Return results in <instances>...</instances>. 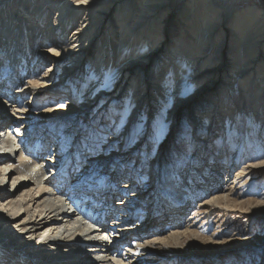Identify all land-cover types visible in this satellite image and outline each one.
<instances>
[{"label": "rangeland", "instance_id": "1", "mask_svg": "<svg viewBox=\"0 0 264 264\" xmlns=\"http://www.w3.org/2000/svg\"><path fill=\"white\" fill-rule=\"evenodd\" d=\"M215 3L223 12L224 10L222 9L226 8L225 22L228 19L234 20L233 11L237 7L247 8L248 6H254L258 8L257 10L261 14L264 11V0H230V8H235L232 10H230L229 6L224 5V0H215ZM5 5L3 4L4 7ZM192 6L193 0H168L165 8L160 12V18L167 16L168 13L172 14H170L173 21L172 27L177 26L178 29H181L180 31L188 41L193 40L192 27L188 28L187 25V22L190 23ZM85 10L81 11L83 15ZM143 10L141 7L136 10L135 15L127 22L125 32H130L128 29L135 25L139 18L138 15ZM57 12L54 9L53 14L49 16L50 23L48 27H54ZM182 16H185L187 21H183ZM81 17L83 16L80 15L79 18ZM79 18L78 21L80 23L81 19ZM114 18L117 23H115ZM0 19L5 20L3 16ZM198 19L202 20V17L198 15ZM113 22L117 31L121 22L126 21H123L119 14L114 11ZM231 26L232 23L228 22L225 25L228 28ZM97 27L98 22L95 21L92 23L91 30L86 31V35L89 34V37L97 36L94 39L97 41V45L93 46V52L90 56L83 58L82 62L79 63L78 73L69 77V79H65L61 75L65 68L64 65L55 64L53 66L55 57L50 55L58 50L56 47L48 46L50 43L45 40V37L40 38L39 35L30 36V38L35 37L34 45L36 46H33V44L27 46L28 37L31 33L27 34L25 30L21 32L23 34L21 38L19 37L13 42L7 36L0 35V111L12 112L2 103L3 97L7 99L8 91L17 92L15 90L18 89V92L21 91L20 94H24L27 98L29 97L31 102L28 106L15 107L13 111L15 117L21 115L17 118L16 123L19 126L21 124L26 125L28 129V132L19 136V141L23 144L28 139L26 135L32 131L35 137H33V141L37 144L42 141L48 131L54 134L57 137L56 139H61V143L64 142L61 157L62 159L69 158L71 160L69 165L74 169L67 179L72 185L71 188L77 187L75 190L71 189L68 192H75L74 197H77L80 193L83 194L79 197H83L84 194L88 193L87 197L83 199L86 202L85 204L91 203L97 206L98 209H106L108 205L113 204L111 208L117 211L124 204L120 201L130 202L115 217L126 221L127 218L133 216L132 221L134 220L133 223L135 224L128 230H117V232L114 230L111 233L113 237H117L118 235L116 234L131 235L133 232L136 233L139 228L137 225H140V227L143 225V228L151 232L156 229H162L165 222L161 226L160 224L145 225L147 220L144 219L147 211H149L147 205L148 197L154 196L159 191L169 197L174 194L172 192L179 190L187 195L189 192L185 190H192L199 186L203 189V193L207 192L204 199L202 197L194 204L184 207L187 208L185 211L178 213L180 217L178 221H184L188 225L189 229L187 230L196 232L201 238H183L184 242L176 247L178 252L167 246L163 255L155 251L157 249L151 250V252L146 251L143 242H139L142 244L139 247L138 242H135L137 244L135 245L137 246L136 248L144 247L147 256H149L142 264H156L157 257L162 261H174V264H264V206L255 204L264 203V111L262 112L260 105L258 106L255 100L251 104H246L241 103V99H239L242 106H234L227 113V109L223 111L222 103L219 102V99L218 102H210L211 99H209H216L217 96L214 94L221 95L223 88H227L235 94L245 95L248 93L249 96L252 91L256 92V86H252L248 90L249 92L246 93L247 89H244L247 86L245 84L246 80H242V75H240L242 81L234 77L237 72H235L233 61L223 56L222 64L216 70H206L212 75L204 71L205 75L208 74V77H206L207 79H201L200 85H197V87L202 85V87L206 86V89L195 92L196 86L192 82L196 79L192 78L190 72L185 73L184 79H181L182 84L178 88V92L183 94L181 100H183L184 104L178 105L179 101L175 100L173 94L178 86V78L174 69L169 72V75L174 77L170 82L171 84H168L169 78H162L155 82V85L150 84L148 81L156 71L161 69L162 64L168 63L169 60L173 64L179 61L180 57L177 59L171 57L176 45V40L172 36H164V43H160L161 40L159 38L154 42L144 43L142 49H138L140 47L139 40H142L141 37H138L133 46L122 52L127 56L121 59V63L126 59L147 61L142 70L146 80L142 84V88H136L138 75L133 77L132 82H127L125 81V76H123V71L120 72L117 66L118 52L116 49L121 37L113 39L108 32L109 26L107 24L106 27L100 25V29ZM197 27L200 28V24ZM74 29L75 25L73 27L72 25L69 26L66 36H69L68 33L72 35ZM133 31L132 33L135 34L136 32ZM223 31L227 32L226 29ZM171 33V29H169L168 35ZM217 35L219 34L217 33ZM221 38V35L217 36L214 49L212 48L209 54H214L217 45H221ZM7 39L9 40L7 41ZM229 45L230 42L222 50L228 52L230 49ZM134 46L137 55L132 52L135 49L133 48ZM58 47L60 50L63 47L62 43ZM101 49H104L106 51L105 54H107L106 59L103 58L101 60L103 61L101 65L102 71L98 73L96 66L99 63L97 59L102 53ZM40 50H43L46 54L40 53ZM257 64L261 73L257 74L256 68H253L251 72L257 76L256 79L262 78L260 80L262 81L264 78V73L262 72L264 58ZM198 68L205 70L210 67L201 63ZM138 70L139 68H135V71ZM47 74L49 75L48 77H46ZM98 75H101V77L94 85V88H96L94 93H98L96 94V99L101 94L102 97L92 107L96 102L93 101L95 98L91 95L90 99L92 102L90 103H88L86 98H89L87 94L90 93L93 80ZM76 76L79 77L78 80ZM72 77L74 78L72 79ZM44 81L48 85L55 86L58 92L52 90V94H47L42 91L39 94V92L37 93L39 90L34 91V85L39 82L42 84ZM151 82H154V80H151ZM157 83H159L158 86ZM210 83L211 85L209 86ZM5 84L10 85H6V87ZM140 91L144 94L140 99L142 103L138 104L140 112L137 115V122L129 125L127 129L129 118L138 102V93ZM256 93L260 94L261 92ZM113 95H115V99H112ZM222 96H225V94H222ZM230 98L227 97V99ZM22 99L23 96L20 100ZM61 107H65L67 111L61 109L59 112L53 111L50 113V110ZM243 108L244 111H241ZM222 111L224 113L219 115ZM171 113L174 116L170 115ZM254 115L261 118L257 119ZM144 128L148 130V136L146 135L145 137L142 136ZM44 129L46 132L41 135ZM52 140L50 138L45 143L44 149H42L44 154L46 151L49 154L52 152L53 147L51 145L54 142ZM40 145L43 146L42 142ZM52 157L50 156L49 160ZM49 160L39 158L36 159L35 164L40 167L48 166L51 164ZM260 163L261 165H259ZM156 164L160 169L158 175H160L159 182L161 181V183L159 189L153 192L152 171ZM23 168L25 169V167H21V170ZM41 171L42 173L46 172L43 169ZM226 171L230 172L231 176ZM4 172L7 175H4ZM16 176L17 174L15 173L13 177ZM232 176L233 179L231 178ZM11 183L12 178L8 179V172L0 169V194H7V189L10 190L12 186ZM55 183L46 184V186L50 185L51 190L56 187L58 191H62L65 188L63 184L57 186ZM32 185L28 184L25 188H31ZM216 188L219 191H215V193L214 190ZM25 193L26 191L22 192V190L17 193H11L13 204L9 206L1 203V200L5 201V196H0V237L3 240L21 242V239L8 228L13 223L15 225L16 217L14 218L13 214L20 209L14 204L18 201L23 203ZM129 195L132 201L122 200ZM221 195L228 196L229 202L222 204L217 201H211ZM248 201L254 205L239 204L235 206L234 203L233 205L230 204L231 202L246 203ZM163 202H167V200ZM29 209L32 213L34 212L33 216L36 218L40 208L36 209L35 205H33ZM134 210H137V212L134 213ZM122 211L125 212L124 215L121 214ZM21 212H24V210H21ZM26 216H28V213L21 216L17 221L20 223ZM165 216L167 217V215ZM167 218L169 219V217ZM132 221L129 223L132 224ZM184 230L185 228L171 230L165 232L160 238L169 237L175 231L182 232ZM137 235L139 234H135V236ZM154 237H151V239ZM106 243L103 242L100 245H106ZM9 245L11 244H8L7 247H10ZM61 247L63 246H58V248ZM78 247L85 249L81 245ZM123 248L127 250L126 253L135 254L133 252V249L136 250L135 247L124 245ZM13 249L17 250V255L14 256L15 262L16 257L22 256L25 251L28 254L27 247L21 249L17 247L16 249L13 246L8 251L13 252ZM68 250L71 249L68 248ZM54 251H57L60 255L64 253L61 250ZM44 252L47 251L43 250L42 253H34L37 255H29L30 257L23 258L22 261H25V264H32L33 261V263L37 264H48L50 261L48 262L47 260L50 257ZM68 253L73 255L69 257L64 254V257L62 256L64 262H70L71 264L81 262V259H77L72 250ZM207 256L209 257L206 258ZM21 262L19 264H24ZM64 262L61 261V263ZM126 263L136 264L129 259Z\"/></svg>", "mask_w": 264, "mask_h": 264}, {"label": "bare ground", "instance_id": "2", "mask_svg": "<svg viewBox=\"0 0 264 264\" xmlns=\"http://www.w3.org/2000/svg\"><path fill=\"white\" fill-rule=\"evenodd\" d=\"M111 2H113V4H111ZM167 2L168 0H0V18L2 16L5 18L4 21L0 19V35L7 36L13 42V40L16 41L19 37L21 38V36L23 35L21 32L25 30L27 31V34L31 33L28 37L27 46L32 44L33 46H36L34 45L36 41L35 37L30 38V36L39 35L40 38L45 37V40L50 43L48 46L56 47L58 50L54 51V53L50 55L55 57L53 66L55 64L64 65L65 68L63 69V73H61V75L65 79H69V77L75 76L78 73V67L80 66L79 63L82 62L83 58H88L93 52V46L97 45V41L94 40L97 36L93 35L89 37V34H87L88 36L86 35V31L91 30L92 23H94L95 21L98 22V29H100V25L106 27L107 24L109 26L108 32L111 34L113 39H119L121 37V40H118L119 45L116 49V51L118 52V69L120 70V72L123 71V76H125V81L127 82H132L133 77L135 75H138L136 88H142V84L146 80L144 72L142 70L144 69L147 61L142 62V59H126L123 63H121V59L127 56L122 52L133 46L136 38L138 37H141L142 39L139 40L140 47L138 49H142L144 43L154 42L157 40V38L161 40L160 43H164V36H172V38L176 40L175 42L178 46H174L171 57L173 59H177L178 57H180L179 61L174 62L173 64V62L169 60L168 63L162 64L161 69L156 71L153 77L148 80L150 84L155 85V82H158L162 78H169L168 84H171L170 82L174 79V77H171L169 75V72L171 71V69H174L178 78V86L176 87V91H174L173 94L175 100L179 101L178 105H180L181 103L184 104L183 100H181L183 94H181V92H178V88L182 84L181 79H184L185 73L190 72L192 78L196 79L194 81L192 79V84L196 86L195 92L198 90L206 89V86L204 85V87H202V85L197 87V85H200V80L208 77V74L212 75V73H208V71L216 70L217 67L222 64L221 60L224 56L226 57V59L233 61L235 72H237V75H234V77L239 78L240 81V75H242V80H246L245 84L247 86L246 88H244L247 89L246 93L249 92L248 90H250L252 86H256V92L260 91L261 93L259 94L255 91H252L250 93L251 95H249L252 98H250L248 96V93L245 95H240L231 92V90H228L227 88H223L221 95H219L220 98L218 94H214L217 97L216 99L209 98L211 99L210 102H218L219 99V102L222 103L223 111L227 109V113H229L234 106H242L241 103L251 104L253 100H255L257 105H260L259 107L263 112L264 78L262 81H260L262 78H258V81V79H256L257 76L251 71L253 68H256L257 74L261 73V70H258L259 65L257 63L260 62L262 58H264V11H262L261 14L260 12H258V8L254 6H248L247 8L237 7L236 10L233 11L234 20L228 19L227 21L228 23H232V26L228 28L225 27L227 22L224 21L226 8L222 9L224 10V12L221 11L219 9V6L216 5L215 0H196V3L195 0H193L192 11L190 12L191 19H189L190 23L187 22L188 28L192 27L191 32L193 34V40L188 41L184 37V34L180 31L181 29H178L177 26L172 27L173 21L171 19L172 16L170 17L171 13H168L167 16H162L163 19H161L162 17L160 18V12L165 8ZM229 2L230 0H224V5L229 6L230 8ZM3 4H6L5 7L3 6ZM139 7L144 10L138 15L139 18L135 25H132L131 28L128 29L130 32H125L127 22L133 15H135V12ZM54 9H56L58 12L55 17L54 27L52 28L48 27V25L50 23L49 16L53 14ZM232 9L235 8H230V10ZM83 10H85L84 15L83 13H81V11ZM114 11L119 14V17L123 21H126L121 22V25L120 27H118L117 31L115 29V23H117V20L114 18L115 23L113 22ZM80 15H82L83 17L79 18ZM198 15L202 17V20L198 19ZM78 18L81 19L80 23L78 21ZM185 18V16H182L183 21H187V19ZM198 24H200V28L197 27ZM71 25L72 27L75 25L74 32L72 33V35L71 33H68L69 36H66L69 26ZM5 26H7V28H5ZM169 29H171L172 32L170 35H168ZM224 29H226L227 32L223 31ZM133 30L136 32L135 34L132 33ZM217 33L222 36L221 45H217L214 54H209L212 48L214 49V44L216 43L215 41L217 36L219 37ZM8 40L9 39H7V41ZM229 42L230 49L228 50V52H224V50L222 49H224V46H227ZM61 43L63 47L59 50L58 45H61ZM133 48H135V46ZM201 48L203 49L201 50ZM101 50L102 53H100V56L97 59L99 63L98 66H96V71L98 73L102 71L101 65L103 61L101 60L103 58L106 59L107 54H105L106 51L104 49ZM39 52L42 54H46L43 50H40ZM132 52L137 55L136 48L133 49ZM201 63L206 64L210 68H207L205 70L200 68L197 69V67ZM135 68H139V70L135 71ZM204 71H206V73L208 74L205 75ZM262 72L264 73V67H262ZM48 76L49 75L47 74L46 77ZM100 77L101 75H98L97 78L93 80L90 93L87 94V97H89L86 98L88 99V103L92 102L90 99L91 95L95 98V100L92 99L93 101H96L92 105V107L97 104L102 97L101 94L98 96L99 98L96 99V94L98 93H94V91L96 90V88H94V85L95 83H97V80ZM73 78L74 77H72V79ZM76 78L77 80L79 79V77L77 76ZM151 80H154V82H151ZM45 81L42 83L44 85L40 84L41 82H39L37 85H34V91L39 90L37 91V93L39 92V94H41L42 91L46 92L47 94H52V90L58 92V90L55 89V86L48 85ZM6 85L7 84H5V86ZM158 85L159 83H157V86ZM210 85L211 83L209 84V86ZM15 91L17 92L6 91L8 95L7 99L2 96V103L12 112L0 111V169L8 172V179L12 178V186L10 187V190L7 189V194H0L1 197L5 196V201L1 200V203L5 206L12 205L13 196H11V193H17L20 190H22V192L26 191V193L24 194L25 198L23 203H20L18 201L14 204V206L19 207L20 209L17 212H14V210H12L14 212L13 217H16V221L15 225L13 223L14 226L9 225L8 228L13 233H15L19 239H21V242H16V240L14 242L3 240L0 237V247H2V249H0V264H19V262H21L23 258H28L30 257L29 255L36 256L37 254L34 253H42L43 250L47 251L44 252V254L50 257L47 261H50V263L52 264H71L70 262H64L62 258V256L64 257V254L72 257L73 254L68 253L71 250L76 255L77 259H81L80 263L75 262L73 264H127L126 261L128 259L130 261H134V263L136 264H142L146 261V259H148L147 257H149L147 256V252H145V249L146 251L150 252L151 250L157 249L155 251L163 255V253L165 252L164 249L167 246L176 250V247L184 242L182 240L183 238H201V236H199V234H197L196 232L187 230L189 228L187 227L188 225L184 223V221H178L180 220L178 213L183 212L187 209L184 207H188L189 205L194 204L202 197L203 199L205 198L206 195H203V189L199 186L192 190H185L189 192V194L187 195L185 194V192L179 190L172 192L174 194L169 197L163 195L159 191L154 196L148 197L149 200L147 205L149 207V211H147L146 218H144L147 220L145 225L160 224L161 226L163 225L162 223L165 222V225L162 229H156L155 231L151 232L143 228V225L141 227L140 225H137V227H139L137 232H133L131 235L116 234L118 235L117 239H113L111 236H108V239L104 238L107 234V230L106 225H102V221L104 222L106 220H110L109 226H116L117 230L119 231L126 229L128 230V228L131 229V227L134 226V220L132 221V219L134 218L133 216L127 218L126 221H122L115 217V215L118 212L120 213V210L129 205L130 202L125 203V201H120L122 202V204H124L119 209H117V211H114L111 208V206L113 207V204L108 205L106 209H98L97 206H94L91 203L85 204L86 202L83 201V199L87 197L88 193L84 194V196L82 195L83 197H79L83 193H80L79 195L77 194L78 196L74 197L75 192H68L71 189L75 190L77 187L71 188L72 185L70 182H68L67 179L70 176V173H73L72 171L74 169L69 165V163L71 162L69 158L62 159L61 157L62 150L64 149V142L61 143V139H56L57 137L49 132V135L46 134L41 141L43 146L40 145L41 142L39 144L34 143L33 133L27 134L28 139L23 144L19 141V136L23 134L21 133V131L26 128V125L21 124L19 126L16 123V121L18 120L17 118H19L21 115L15 117L13 111L15 110V107H23V105L28 106L31 102L29 97L27 98L24 94H20L21 91L18 92V89ZM138 94V102L136 103L137 109L138 104L142 103L140 99L144 93L140 91ZM222 94H225L226 97L222 96ZM22 96L23 99L20 100ZM227 97L231 98L227 99ZM112 99H115V95H113ZM239 99H241V103ZM72 108L80 110L76 107ZM61 109H65V107L50 110V113L53 111L59 112V110ZM134 111L135 110H133L132 115L134 114ZM223 111L220 112L219 115L224 113ZM170 115L173 114L171 113ZM13 117L15 118L13 119ZM133 120H135L134 123L137 122L136 119ZM146 132H148V130L147 128H144L142 136H144ZM23 137L26 138L24 135ZM50 138L53 139L52 142L54 141L51 145L53 147V150L52 152H50V154L47 151L44 154L42 152V149H44L45 143ZM50 156L53 157L49 160ZM39 158L49 160L51 164H49L48 166H43L44 164L41 165L43 167L37 166L35 164V161ZM259 165H261V163ZM67 166H69V169L67 168ZM21 167H25V169L23 168V170H21ZM42 169L46 172L42 173ZM153 171V192H156V190L159 189L161 183V181L159 182L160 175H158L160 169L159 167H157V164L155 167H153ZM230 172H228L229 176H231ZM15 173L17 174V176L13 177ZM4 175H7V173L4 172ZM231 178L233 179V176ZM224 179L226 178L224 177ZM54 182H56L55 184L57 186L63 184L65 188L62 191H58L56 187H53L54 189L51 190L52 188H50L49 186ZM28 184L33 185L31 188H25V186ZM46 184L50 185L46 186ZM66 188H68V190H66ZM217 188L214 190V192L219 191L217 190ZM45 194H47V196L44 197ZM200 195H202V197L199 198ZM125 198L122 200L132 201L130 195L126 199ZM164 200H167V202H163ZM229 200L230 199L228 196L221 195L213 198V200L211 201H217L218 203L223 204L225 202L228 203ZM233 203L235 204V206H238L239 204H253L249 201L246 203L231 202L230 204L233 205ZM255 204L264 206V203L260 202ZM33 205H35L36 209L40 208L39 214L36 218L35 216H33L34 212L32 213V211L29 209V207H32ZM114 208H116V206H114ZM21 210H24V212H21ZM133 212L135 213L137 212V210H134ZM27 213L28 216L24 217V219L19 223L17 219ZM124 213V211L121 212V214L123 215ZM165 215H167L169 219ZM131 221L132 224L129 223ZM179 228H185V230L182 232L175 231L169 237L160 238L164 235L165 232L176 230ZM43 229L45 230L43 231ZM137 233L139 235L135 236V234ZM153 236L155 237L151 239V237ZM140 241L145 245V249L143 246V248H136L137 246L135 245L139 244L138 247L140 246ZM103 242H107L106 245H100V243ZM135 242L138 243L136 244ZM8 244H11L9 246H14L16 249L17 247L20 249L27 247L28 254H26L25 251L22 256L16 257L17 259L15 262L14 256L17 255V250L13 249V252L15 253L8 251L10 248L7 247ZM59 245H62L63 247L58 248ZM79 245L84 246L85 249H81L80 247H78ZM124 245L132 248L135 247L136 250L133 249V252H135V254L130 255L129 252L126 253L127 250L123 248ZM68 248H70L71 250H68ZM54 250H61V252L64 253L63 255H60L57 253V251L55 252ZM176 251L178 252V250ZM151 255L153 254L151 253ZM208 257L209 256H207L206 258ZM61 261L64 263H61ZM22 262L24 263L25 261ZM33 262L32 264H37ZM156 264H174V261H162L157 257Z\"/></svg>", "mask_w": 264, "mask_h": 264}]
</instances>
